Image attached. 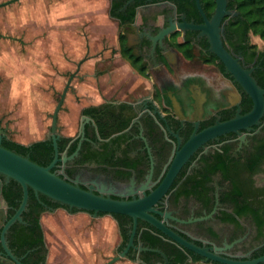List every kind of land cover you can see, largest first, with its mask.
Segmentation results:
<instances>
[{"label": "flooded vegetation", "instance_id": "af4514ba", "mask_svg": "<svg viewBox=\"0 0 264 264\" xmlns=\"http://www.w3.org/2000/svg\"><path fill=\"white\" fill-rule=\"evenodd\" d=\"M262 1L224 0L220 7L219 0H107L108 16L117 24L119 51L114 56L122 65L95 68L90 76L82 72L91 51L87 22L82 30L85 58L73 63V69L66 66L68 77L62 76L61 58L76 52L62 50L60 34H54L47 47L50 36L38 33L39 48L58 53L57 64L50 65L57 80L38 83L53 93L55 103L50 110H38L50 118L49 125L41 124V138L22 144H51L52 159L48 162L43 154L41 161L51 164L58 152L52 170L84 190L121 201L150 196L166 180L192 136L253 109L252 98L227 71L214 42L219 40L264 89ZM116 6L118 15H113ZM169 28L173 32L164 34ZM0 36L22 41V46L27 40L12 33ZM103 75L106 80L100 79ZM89 77L94 80L86 81ZM64 93L53 132L52 117ZM3 120L0 117V138L14 140L10 122ZM12 184L18 183L0 173V264H47L50 247L43 217L59 209L87 212L91 225L102 217L113 219L120 236L113 255L127 247L134 228L131 217L124 215L128 218L122 220L108 213L94 217L92 211L74 212L69 207L48 205L36 222L28 206L23 222L17 220L4 233L20 207L6 198V188ZM157 199L155 209L161 214L153 215L167 228L227 262L185 248L142 219L135 246L121 261L264 264V115L250 130L231 131L198 146Z\"/></svg>", "mask_w": 264, "mask_h": 264}, {"label": "rangeland", "instance_id": "374dc122", "mask_svg": "<svg viewBox=\"0 0 264 264\" xmlns=\"http://www.w3.org/2000/svg\"><path fill=\"white\" fill-rule=\"evenodd\" d=\"M5 1L7 0H0V3ZM108 17L107 0H19L17 3L0 8V33H12L17 38L24 35L27 38L25 45L22 46V41L17 42L0 36V117L4 118L3 124L10 122L15 133L12 139L21 143L37 140L42 136L41 124H44L42 127L50 124V118L40 112L46 107L49 110L52 109L55 103L53 93L46 89V86L29 85L30 78L22 72L25 70L23 66L32 63L31 59H35L33 55L44 51L37 44L36 39L39 37L37 34L44 32L45 35L50 36L51 41H46L47 47L53 43L51 36L60 34L62 50L76 52V55L66 54V57L61 53L62 76L68 77L70 73L65 72L66 66L72 65L73 69V63L76 64L85 58L87 51H85L82 30L85 27L84 23L87 22V32L90 39L92 38L90 40L91 51H88L90 57L84 63L82 72L90 76L95 68L107 65L118 68L122 65L119 56H114V53L117 54L119 51L117 24L111 17ZM28 34L32 41H29ZM45 50L47 51L46 47ZM99 54L103 55L99 56ZM49 57L45 61L47 70L43 69L44 71L33 74L39 75L37 76L39 79L52 82L58 77L50 65L57 64V62H55L56 58ZM70 58L72 60H69ZM116 75L118 76L117 73ZM100 79L106 80V76L103 75ZM92 80L94 79L91 77L86 78V81ZM11 110L13 112L9 114ZM29 115L32 120L28 118ZM80 213L76 218L65 216L64 220L69 226L71 224V227L76 220L82 221L81 219L84 224H90L89 214ZM53 218L51 215L47 216L48 221H52ZM95 222L99 223L98 220ZM69 232L65 238L68 247H61L59 234H56L57 231H52L47 264H60L61 259L69 257L73 252L69 246L71 240ZM112 239L111 236L109 241Z\"/></svg>", "mask_w": 264, "mask_h": 264}, {"label": "water", "instance_id": "95a60500", "mask_svg": "<svg viewBox=\"0 0 264 264\" xmlns=\"http://www.w3.org/2000/svg\"><path fill=\"white\" fill-rule=\"evenodd\" d=\"M12 1L15 0L1 3L0 7L7 5ZM219 4L220 7L223 6L224 0H219ZM221 15L222 13H220V16ZM190 26L195 29H200L198 26ZM171 32H173V29L169 28L164 31V34H170ZM214 46L219 58L227 65V71L242 84L246 92L252 98L254 102L253 109L245 115L238 114L231 120L217 122L215 125L203 130L201 133L192 136L182 151L177 155L175 163L173 164L166 180L160 188L150 196L133 201H121L98 195L91 190H84L79 185L71 183L52 170L56 164L58 152L56 158L51 164L44 166L31 160L29 156H23L4 147L2 145V138H0V173L20 184L23 190L20 207L14 217L6 224L4 233L17 220L23 222L22 214L28 209L30 189H32L38 198L42 194L55 202L68 206L69 208H76L81 211H92L94 217H97L99 213H108L123 214L133 219L134 228L127 247L122 252L109 257L104 264H115L127 257L130 248L135 246L134 238L139 219L147 221L151 225L157 227L164 234L171 237L185 248L197 252L207 258H211L212 260L221 261L223 263L227 262L225 259H221L207 250L189 243L171 229L167 228L164 221L159 220L153 215V213L161 214V212H158L155 209V205L158 202L157 194L167 190L173 177L193 150L208 140L224 135L228 132L234 131L241 134V130H250L254 125L259 123L260 118L264 115V89L258 85L256 79L249 71L244 70L238 61L223 49L219 40L214 42ZM73 76L74 75L69 78V81L72 80ZM64 98L65 93L62 95L52 117L53 132L56 130L57 116ZM53 141L55 149L58 151L56 137H53Z\"/></svg>", "mask_w": 264, "mask_h": 264}, {"label": "crops", "instance_id": "0c3cea01", "mask_svg": "<svg viewBox=\"0 0 264 264\" xmlns=\"http://www.w3.org/2000/svg\"><path fill=\"white\" fill-rule=\"evenodd\" d=\"M29 41L32 40L29 38ZM36 41L39 46L40 41L38 39H36ZM33 57L35 59H31L32 63H28L26 66H23L25 70L22 72L30 78L28 84L34 87L38 86V83L45 82L46 80L39 79L37 77L39 75H34L33 73H40L44 71L43 69H46V58H56V61L58 53H56L54 49H47V51H41V53L39 52L38 54L33 55ZM79 213L80 212L74 214L67 213L62 209L53 213H46L43 217V228L46 234L47 244L50 247V235L52 234V231H57L56 234H59V238L61 239V247H68L65 243V238L70 231L69 234L71 240L69 246L72 248L73 252L70 253L69 257L66 256L61 259L60 264H103L108 257L113 256V253L120 244V236L117 225L113 219L109 217H102L98 219L100 224L96 222L94 225L84 224L83 219H81L83 222L76 220V222L72 224V228L71 224L69 226L66 220H64V217L69 216L76 218ZM50 215L54 217L52 221L47 220V216ZM111 236L114 240L112 239V241H109ZM115 264L132 263L123 260Z\"/></svg>", "mask_w": 264, "mask_h": 264}, {"label": "trees", "instance_id": "16d2710c", "mask_svg": "<svg viewBox=\"0 0 264 264\" xmlns=\"http://www.w3.org/2000/svg\"><path fill=\"white\" fill-rule=\"evenodd\" d=\"M262 4V8L259 9V12H263L264 11V1L261 2ZM118 9V7H115V10L112 12L113 15H118L116 14V10ZM264 16V13L261 14ZM2 145L10 150H13L23 156H29V158L31 160H33L34 162L40 164V165H47V162H43L41 161V156L44 154L46 156L49 157L48 162L52 159V155H53V147L51 146V144H48L47 142H36L31 146H27L24 145L20 142L11 140V139H3L2 141ZM6 198L8 199V201L10 202L11 205L18 207L20 205V202L22 200L23 197V190L22 187L19 184H12L9 187L6 188ZM53 200H51L50 198L41 195V198H38L35 194V192L30 189V199H29V210H30V216L33 219H36L35 221L37 222V220L39 219L40 214L46 209V206H52L54 208L57 207H65L68 209V206H64L58 202H52ZM72 211L76 212V211H80L76 208H73ZM116 217L121 218L122 220L126 217L124 215H120V214H115ZM35 217V218H34ZM128 217H126L127 219ZM124 236H125V240L128 239V235L125 232V230H123Z\"/></svg>", "mask_w": 264, "mask_h": 264}]
</instances>
